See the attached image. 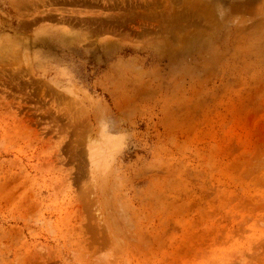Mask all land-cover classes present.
Returning <instances> with one entry per match:
<instances>
[{
  "label": "rangeland",
  "instance_id": "374dc122",
  "mask_svg": "<svg viewBox=\"0 0 264 264\" xmlns=\"http://www.w3.org/2000/svg\"><path fill=\"white\" fill-rule=\"evenodd\" d=\"M0 264H264V0H0Z\"/></svg>",
  "mask_w": 264,
  "mask_h": 264
}]
</instances>
